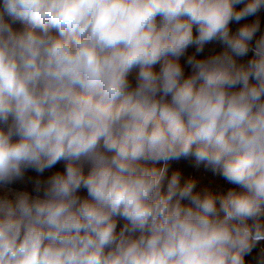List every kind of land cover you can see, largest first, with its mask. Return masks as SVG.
Wrapping results in <instances>:
<instances>
[{
	"label": "clouds",
	"instance_id": "clouds-1",
	"mask_svg": "<svg viewBox=\"0 0 264 264\" xmlns=\"http://www.w3.org/2000/svg\"><path fill=\"white\" fill-rule=\"evenodd\" d=\"M261 12L0 0V264H246L264 241ZM189 158L234 187L169 172Z\"/></svg>",
	"mask_w": 264,
	"mask_h": 264
},
{
	"label": "trees",
	"instance_id": "trees-1",
	"mask_svg": "<svg viewBox=\"0 0 264 264\" xmlns=\"http://www.w3.org/2000/svg\"><path fill=\"white\" fill-rule=\"evenodd\" d=\"M191 178L197 181L198 190H209L215 193H223L228 189L234 187L228 184L222 176L218 173H214L211 169L205 168L203 165L196 166L194 164L191 171ZM262 241L261 243H263Z\"/></svg>",
	"mask_w": 264,
	"mask_h": 264
},
{
	"label": "crops",
	"instance_id": "crops-1",
	"mask_svg": "<svg viewBox=\"0 0 264 264\" xmlns=\"http://www.w3.org/2000/svg\"><path fill=\"white\" fill-rule=\"evenodd\" d=\"M260 18H261V30L264 31V12H261V13H260ZM252 19H255V18H250L249 22H250ZM244 22H245V21H242L241 23H244ZM237 27H239V25H236V24H232V25H231V28H232L233 31H235V29H236ZM257 35H259V33H258ZM213 47H214L217 51L220 50L218 45H209V48H213ZM191 51H192V49H189V52H191ZM250 55H251V54H250ZM194 164H195V161H194V159H192V158H189V159H187V160H181V161H173V162L170 163V169H169V172L171 173L172 171L179 169V170L182 172V176H183V178H184V179H187V178L191 177V171H192V168H193ZM57 168H58V169H62V165H57ZM28 175H32V176H34L35 174H34V173H28ZM15 187H17V188H22L23 185H16ZM29 188H30V186H29ZM260 246H264V242L261 243ZM260 246H258L257 249H254V250H253V254H252V256H248V257L245 258V259H246V264H247V262H249V261H251L252 264H255V262H254V260H253V257H254V256L256 255V253L258 252Z\"/></svg>",
	"mask_w": 264,
	"mask_h": 264
},
{
	"label": "rangeland",
	"instance_id": "rangeland-1",
	"mask_svg": "<svg viewBox=\"0 0 264 264\" xmlns=\"http://www.w3.org/2000/svg\"><path fill=\"white\" fill-rule=\"evenodd\" d=\"M227 189H229V188H227Z\"/></svg>",
	"mask_w": 264,
	"mask_h": 264
}]
</instances>
